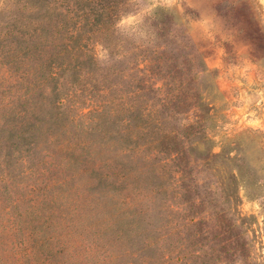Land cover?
I'll use <instances>...</instances> for the list:
<instances>
[{
	"label": "trees",
	"instance_id": "1",
	"mask_svg": "<svg viewBox=\"0 0 264 264\" xmlns=\"http://www.w3.org/2000/svg\"><path fill=\"white\" fill-rule=\"evenodd\" d=\"M132 5L0 0V264H264V176Z\"/></svg>",
	"mask_w": 264,
	"mask_h": 264
},
{
	"label": "rangeland",
	"instance_id": "2",
	"mask_svg": "<svg viewBox=\"0 0 264 264\" xmlns=\"http://www.w3.org/2000/svg\"><path fill=\"white\" fill-rule=\"evenodd\" d=\"M131 1L132 12L121 21L127 32L156 8L169 9L158 15L155 29L171 36V51L196 74L194 85L215 108L218 138L239 137V150L264 176V0ZM241 209L251 216L264 260V186L245 196Z\"/></svg>",
	"mask_w": 264,
	"mask_h": 264
}]
</instances>
